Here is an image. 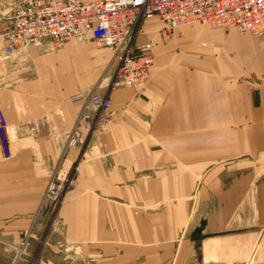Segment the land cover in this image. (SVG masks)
I'll return each mask as SVG.
<instances>
[{"label": "crops", "instance_id": "1", "mask_svg": "<svg viewBox=\"0 0 264 264\" xmlns=\"http://www.w3.org/2000/svg\"><path fill=\"white\" fill-rule=\"evenodd\" d=\"M146 43L148 79L109 91L110 53L89 37L10 59L0 41V232L42 241L37 264H264V39L153 17L134 40ZM88 90L108 96L110 120L67 146L93 111L70 97ZM50 177L58 204L40 211Z\"/></svg>", "mask_w": 264, "mask_h": 264}, {"label": "built area", "instance_id": "2", "mask_svg": "<svg viewBox=\"0 0 264 264\" xmlns=\"http://www.w3.org/2000/svg\"><path fill=\"white\" fill-rule=\"evenodd\" d=\"M153 17L168 31L197 23L264 39V0H16L0 9L2 57L10 59L18 50L43 40L57 50L67 42H81L89 37L96 46L109 51L115 64L107 89H136L149 77L153 53L149 43L135 46L134 40L142 21ZM70 100L86 101L93 110L82 108L79 112L67 137V146H74L79 139V127L95 130L109 122L110 100L92 90L72 95ZM8 135V125L0 111L3 159L10 157ZM73 184L72 178L66 180V186ZM58 193L57 181L50 177L40 211L53 212Z\"/></svg>", "mask_w": 264, "mask_h": 264}, {"label": "rangeland", "instance_id": "3", "mask_svg": "<svg viewBox=\"0 0 264 264\" xmlns=\"http://www.w3.org/2000/svg\"><path fill=\"white\" fill-rule=\"evenodd\" d=\"M231 31L237 33L234 30ZM94 46L99 50L109 53V51L104 47L96 45ZM114 68L115 64L110 60L104 73V78L107 79L104 83L107 84L109 82ZM44 246L45 244H42V241L40 240L39 242L37 241L34 243L31 248H29L27 241L25 240L16 244H10L8 243L6 236L0 232V264H37L38 256ZM58 249H60V251L64 254L63 256L69 255V253L72 251L71 245L60 246Z\"/></svg>", "mask_w": 264, "mask_h": 264}]
</instances>
